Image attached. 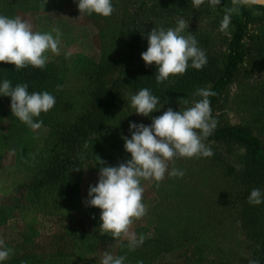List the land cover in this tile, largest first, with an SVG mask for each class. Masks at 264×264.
<instances>
[{
    "label": "rangeland",
    "instance_id": "obj_1",
    "mask_svg": "<svg viewBox=\"0 0 264 264\" xmlns=\"http://www.w3.org/2000/svg\"><path fill=\"white\" fill-rule=\"evenodd\" d=\"M112 5L114 12L109 17L95 13L80 16L78 0H47V3L46 0H0V15L19 16L31 24L33 31L52 32L54 36L53 29H59V54L46 55L47 62L55 64L61 77L58 97L62 100L61 107L68 105L65 111L68 116L91 87L90 79L98 65L103 67L107 88L118 75L113 65L135 67L145 62L142 53L149 47L148 34L154 28H175L179 19L189 25L183 34L195 35L198 47L206 54V83L199 89L209 88L208 81L222 67L232 30L231 24L227 31L219 30L225 14L217 6H209L207 0L199 8L172 0H112ZM256 15L244 40V62L224 91L214 119L218 125H244L264 136V13L256 12ZM190 65L191 62L186 71L192 68ZM132 95L135 93L126 92L125 98ZM7 102L0 98V223L4 222L13 231L28 227V239L41 247L38 257L44 259L40 264H100L105 251L98 248L91 251L88 239L78 244L71 256L54 255L46 248L51 215L84 210L95 223L101 224V209L88 205L85 184L89 187L91 184L83 180L79 195L72 200L56 201L47 193L28 201L27 192L37 181L36 171L30 170L34 165L30 161L49 152L46 148L55 144L53 130L57 125L50 121L39 130H28L29 151L20 161L15 150L8 148L11 142ZM126 105L123 102L120 107L121 120L126 110L129 111ZM156 110L150 117L135 114L133 110L128 119L131 123L150 126L168 108L158 104ZM207 146L214 153L211 157H176L169 162V172L175 167L185 173L183 177L173 178L166 173L159 187L154 180L141 182L147 212L134 220L130 232L143 235L151 244L144 250V256L121 255L126 257L124 264H158L159 261L185 264L192 251L198 252L199 264H252L256 244L240 221L239 195L243 189L233 180L234 176L222 172L224 165L234 175L242 172L243 149L222 144ZM162 223L167 226V238L171 241L167 252L157 250L158 237H165V233L157 230ZM98 231L101 232L100 227Z\"/></svg>",
    "mask_w": 264,
    "mask_h": 264
},
{
    "label": "trees",
    "instance_id": "obj_2",
    "mask_svg": "<svg viewBox=\"0 0 264 264\" xmlns=\"http://www.w3.org/2000/svg\"><path fill=\"white\" fill-rule=\"evenodd\" d=\"M172 1L181 5L186 4L188 7L192 5V0ZM217 7L226 14L234 7L233 0H221V4ZM236 7L238 10L231 14L232 30L222 67L215 77L208 81L207 89L216 93L215 96L209 97L213 119L214 111L219 106L224 91L244 62V40L249 27L255 22L256 12L264 13L262 6ZM112 67L118 70V75L107 88L103 80L102 65L96 67L90 79L91 87L83 93V98L77 104L79 106H75L74 113L68 116L65 113L68 105L67 108L61 107L62 100L60 96L58 97L61 77L58 76L53 62H47L42 69L28 66L20 70H16L12 64L0 63V85L4 80H8L13 88L19 84H26L29 93L47 91L56 101L51 110L34 118L43 123L54 121L57 126L53 130L55 137L52 142L55 144L46 148L49 152L38 156L35 161H30L34 164L30 170L36 171L37 181L27 192L28 201L47 193H50L56 201L72 200L79 195L82 180V182L89 181L91 186L98 184L99 179L96 178H99L102 166L118 167L120 163H126L131 159V154L125 149L123 137L131 139L129 128L131 122L128 118L135 109L131 107V100L125 98L126 92L137 94L141 89L147 88L159 99V105L179 112L192 106L193 101L201 99L196 96V92L206 83L205 66L200 70L190 68L177 78L170 77L159 84L155 78L158 71L155 64L146 66L143 62L135 67L132 65ZM0 98L5 102L8 101V138L11 142L8 148L14 149L17 158L21 161L29 151V136L26 135L31 128L13 115L10 97L0 96ZM182 99H187L188 105H185ZM123 102L124 104L127 102L129 111L126 110L125 117L121 120L119 115ZM203 142L209 146L222 144L239 146L243 149L245 166L242 172L234 175L225 165L222 167V172L229 177L234 176L233 180L242 186L243 191L242 193L240 191L239 195L241 225L256 244L253 262L264 264V203L253 205L248 202L253 189H260L264 193V136L255 134L252 129L244 125L217 124L213 133ZM85 189L89 192L88 184H85ZM98 224L84 210H76L72 213L56 212L51 215V232L46 236L48 243L45 246L54 255L71 256L76 253L77 245L81 242L83 244L88 239V242H91V251L98 248L119 257L132 253L144 256V250L151 244L145 238L141 246L129 250L127 239L115 240L110 233L99 232L101 224L99 226ZM160 227L157 230L165 233V237H158L157 250L167 252L171 242L167 238V226L162 223ZM29 236L27 226L13 231L4 222L0 223V240L4 242L6 248L12 250L10 257L0 264H40L41 259H44L38 257L41 247L32 244L28 239ZM198 257V252L192 251L185 264H199ZM158 264L173 263L159 261Z\"/></svg>",
    "mask_w": 264,
    "mask_h": 264
},
{
    "label": "clouds",
    "instance_id": "obj_3",
    "mask_svg": "<svg viewBox=\"0 0 264 264\" xmlns=\"http://www.w3.org/2000/svg\"><path fill=\"white\" fill-rule=\"evenodd\" d=\"M206 0H192L196 8L204 5ZM47 3V0H46ZM211 7L221 4V0H207ZM257 0H233L234 7L223 17L220 31L225 32L231 23V14L236 12V6H251ZM80 16L87 13L109 17L114 12L112 0H78ZM189 25L179 19L175 28L167 30L154 28L146 37L149 47L142 53L146 66H157L156 81L162 83L172 76L182 75L191 62V67L202 69L207 58L205 52L198 47L195 35L188 32ZM33 31L32 26L21 17L10 18L0 15V63L12 64L16 70L28 66L42 69L47 63V53L59 54L60 31ZM59 89V86H58ZM196 95L201 99L192 102V106L179 112L169 108L163 115L154 118L150 126L131 123V139L123 137L125 149L131 154V159L120 163L118 167L102 166L99 181L90 186L88 205L101 209L102 233H110L112 238L128 240L129 250H135L144 243L145 237L130 232L134 220L146 215L147 207L143 203L144 188L142 181H163L165 174L170 177H183L182 170L175 167L169 172V162L174 158L211 157L214 155L203 141L209 137L217 126L212 117L209 97L216 93L210 89H199ZM0 96L11 98V110L15 117L33 131L39 130L43 121L34 118L41 113H47L55 105V97L47 91L29 93L28 85L19 84L14 88L8 80L0 85ZM131 107L135 114L150 117L157 111L159 99L147 88L141 89L131 96ZM188 105L187 99H182ZM103 162L101 161V164ZM248 202L253 205L264 203V193L253 189ZM12 250L4 246L0 240V262L6 261ZM126 257L103 253L100 264H124ZM256 264V262H252Z\"/></svg>",
    "mask_w": 264,
    "mask_h": 264
},
{
    "label": "water",
    "instance_id": "obj_4",
    "mask_svg": "<svg viewBox=\"0 0 264 264\" xmlns=\"http://www.w3.org/2000/svg\"><path fill=\"white\" fill-rule=\"evenodd\" d=\"M255 5L264 7V0H257V4Z\"/></svg>",
    "mask_w": 264,
    "mask_h": 264
}]
</instances>
